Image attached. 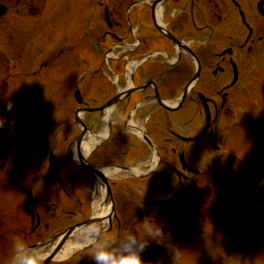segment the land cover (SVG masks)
<instances>
[{
    "label": "rangeland",
    "instance_id": "obj_1",
    "mask_svg": "<svg viewBox=\"0 0 264 264\" xmlns=\"http://www.w3.org/2000/svg\"><path fill=\"white\" fill-rule=\"evenodd\" d=\"M0 1L7 2L6 0ZM35 1H39L36 4L43 7L40 9L42 23L49 26V28L42 29L50 31L51 35V48L47 52V57L51 59V68L48 71L43 70L42 73L40 66L38 67L37 73H41L39 81L40 83L44 82L45 86L40 91L35 89L34 94L35 98L38 96L37 99L44 100V104L51 103L55 109L61 112H50L52 119H41V121L28 117L21 110H17L12 115L14 117L6 116L7 121L3 113L0 115L4 118L3 125L10 122L8 127L11 133L9 138L11 160L9 159L5 163L0 160V188L4 189L6 183L1 175L3 169H8V165H12L11 169L21 172L19 175L23 179L29 178L32 173L40 174L43 169L47 168L46 145L53 149L60 164L68 159L67 133L69 139L72 133H70L71 130H67L66 126L70 123L69 120L73 119L71 107L75 101L70 97L69 87L73 81H79L80 87L97 80L106 81L107 77L104 73V64L106 63L102 52L109 48L111 39L109 35H104L108 29L104 25L106 24L104 17L102 18L104 6L108 4L110 6H118L117 4L124 6V0H105L103 6L100 7V16L98 15V17L96 15L99 10L98 0ZM10 2L12 4V0ZM13 4L15 6L13 9L16 10L17 6L23 5V1L13 0ZM33 7V2L28 6H22L26 12ZM13 23V14L10 10L0 25L10 28ZM37 23L41 24V20H38ZM20 24L21 22L17 20V25ZM61 29L63 30L60 34ZM62 49L63 52H61ZM112 51H115L111 52L112 57L115 55L119 57L120 53L117 48ZM0 53L5 60L0 64V70L10 61L13 62L17 70L26 67L24 64L25 57L17 60L12 56L9 59L7 54ZM258 61L264 64L262 59ZM38 63L35 67L38 66ZM122 64L121 60L114 61V70L121 71ZM245 73L246 75L249 74L247 71ZM254 82L256 88L253 99L247 97L245 100L239 101L234 95L231 101L233 105L236 103L234 116L228 118L229 115L226 114L227 116L222 118L223 121H218V134H221L226 121L229 123L233 118L242 120L243 125H241L236 136L227 141L229 151L234 153L238 149L241 156L238 159L229 153L222 157L219 163L220 169H211L203 176L204 185L200 188L197 196L192 191L190 192V186H192L190 183H185L184 188L179 185L178 189L172 190L170 187L176 182L173 177L167 178L170 183L166 181L156 183L151 178L147 180L144 187L140 183H133V187L130 189V193H137V196L145 197L148 201L163 199L164 205L156 208V210L153 208L154 213L152 215L160 214L164 223V219L169 216L166 214L179 212L181 209L190 207L194 201L196 202V206L190 211L189 216L180 217V220L183 219L184 225L181 228L175 227L176 239L172 240L163 234L157 238L155 232H160V225H163V222L160 221L158 226H156L157 221L152 222L155 225L152 224L150 221L152 215L147 216L144 205L135 201L134 195L130 196L128 191L122 192L116 189L115 202L118 211L128 209L126 205L129 203L130 209L125 214L129 211L127 217L134 215L136 219L132 223L129 219L122 225L120 237L116 236L113 244L116 251H129L130 249L124 246L125 234L129 232L135 234L137 230L139 239L146 241V246L140 253L144 264H151L149 263L151 258H155L156 263L154 264H264V71L262 76L255 79ZM16 88L15 80L7 77L5 84L7 96L10 97V94L12 96ZM93 94L94 99L101 97L99 92L95 91ZM262 95L263 98H261ZM87 98L85 97L86 101ZM15 99L16 97L14 101ZM91 99L88 98L89 101ZM13 104L19 105V101ZM39 114L40 117L44 116L41 110ZM47 114L48 112H46ZM76 118L77 115L74 116V119ZM61 121H64L62 125H60ZM155 122V126L158 128L159 121ZM152 125L154 126V124ZM55 126H59V129L62 128L56 137L52 135ZM75 127L72 124V128ZM167 128V125L159 126L160 138L170 136ZM188 128L193 129L192 125H189ZM117 149H121V145L117 146ZM101 153L102 150L97 149L95 155L94 153L91 155V159H99L106 163L121 162L122 157L107 156L104 158ZM43 161L45 162L43 163ZM42 191L43 185L36 190L39 193ZM20 201L21 197L19 196L18 199L13 200L8 205H0L3 208H0V212L18 210L20 214L14 213L13 217L8 216L13 222H23V219L26 218H22L23 212ZM132 208H134L133 211ZM4 217L3 214L0 215V231L11 227V225L4 224L6 223ZM16 217L20 220L14 219ZM177 223L181 224L180 221ZM126 227L129 229L128 232H126ZM11 234L20 237L27 243L35 240L34 237L28 238V240L25 237L23 239L24 235L18 232L3 237L0 235V261L12 250L13 243L8 240ZM187 238L185 251L179 253L184 249V242ZM161 246H164L163 252L160 251ZM96 249H101V246ZM71 261H75L74 258L70 259L69 262Z\"/></svg>",
    "mask_w": 264,
    "mask_h": 264
},
{
    "label": "flooded vegetation",
    "instance_id": "obj_2",
    "mask_svg": "<svg viewBox=\"0 0 264 264\" xmlns=\"http://www.w3.org/2000/svg\"><path fill=\"white\" fill-rule=\"evenodd\" d=\"M124 3L125 7L120 4L109 6L111 33L119 38L115 29L122 24L123 38L130 44L127 60L145 59L131 70L130 80L124 78L125 98L113 116L112 135L122 127L121 135L130 146L128 152L135 157L134 160L148 159L153 154L150 145L133 134L129 127L140 126L144 123V116L148 115L145 127L160 156L155 173L167 178L168 175L163 173L168 170L185 184L188 169L182 166V156L191 165L195 164L194 159L202 157L201 153L196 158L191 154V136L204 133L198 142L203 141L201 148L209 149L208 133L217 130L221 112L230 109L234 93L245 92L254 72L258 71L260 64L255 61L264 56V0H124ZM158 14L161 20L157 19ZM121 16L122 22L117 19ZM168 32L173 33L179 42L174 41ZM185 45L189 51L183 49ZM152 52L159 53L147 56ZM198 71L196 82L179 108L171 110L158 104L161 97L168 101L177 99ZM246 71L253 73L246 75ZM179 74L187 76L181 85H178L177 78L173 81V77ZM206 105L211 111L213 129L209 130H206ZM131 119L134 123L130 122ZM100 120V113L95 111L93 122L98 124ZM157 120L160 125L168 126L170 136L160 138V125L155 126ZM189 125L193 129L188 128ZM134 138L140 142L138 148ZM75 168L72 175L67 172L54 177L48 175L51 184L45 195L48 202L46 216L41 223L40 217L37 218L38 225L31 233L40 224L46 230L55 223H64L57 231L48 230V234L58 233L68 226L65 224L67 219L71 221L70 225L91 215L93 186L88 180L90 176L78 162ZM11 188L10 184L5 189ZM82 202L85 204L82 211L77 207L67 208ZM156 218L159 220L158 216ZM101 221H104L103 232L96 245H105L100 250L101 255H115V229L120 236L122 221L107 216ZM87 250L76 253H87ZM72 264H97V261L84 256Z\"/></svg>",
    "mask_w": 264,
    "mask_h": 264
},
{
    "label": "clouds",
    "instance_id": "obj_3",
    "mask_svg": "<svg viewBox=\"0 0 264 264\" xmlns=\"http://www.w3.org/2000/svg\"><path fill=\"white\" fill-rule=\"evenodd\" d=\"M8 108L11 110L12 102H8ZM0 127H3L4 118L0 117ZM125 248L130 249L127 252L120 253L118 258L114 254L101 255L95 254L93 257L97 264H144L141 259V251L146 246V241L139 239L134 233L125 234ZM47 257L44 250L39 246L30 245L24 242L20 237L13 238L12 250L0 264H46Z\"/></svg>",
    "mask_w": 264,
    "mask_h": 264
},
{
    "label": "bare ground",
    "instance_id": "obj_4",
    "mask_svg": "<svg viewBox=\"0 0 264 264\" xmlns=\"http://www.w3.org/2000/svg\"><path fill=\"white\" fill-rule=\"evenodd\" d=\"M65 129V128H64ZM92 138V137H91ZM90 138V140H89V142H91L92 141V139ZM93 144V142L92 143H90V144H87L86 143V149L88 150L89 148H90V146ZM95 227V226H94ZM81 242L80 241H78V242H75V244H80ZM70 247L72 248V246H70V245H68L67 246V248H66V250H69L70 249ZM66 253H61L59 256H63V255H65Z\"/></svg>",
    "mask_w": 264,
    "mask_h": 264
},
{
    "label": "water",
    "instance_id": "obj_5",
    "mask_svg": "<svg viewBox=\"0 0 264 264\" xmlns=\"http://www.w3.org/2000/svg\"><path fill=\"white\" fill-rule=\"evenodd\" d=\"M66 235H64L63 236V238L65 237ZM58 249H59V247L56 249V251L55 252H57L58 251ZM55 254V253H54ZM50 258H47V260H46V262L49 260Z\"/></svg>",
    "mask_w": 264,
    "mask_h": 264
}]
</instances>
